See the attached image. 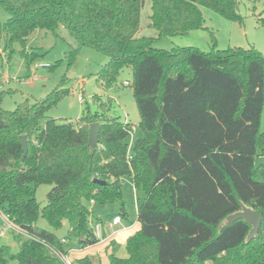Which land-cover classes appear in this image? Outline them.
Masks as SVG:
<instances>
[{
  "label": "trees",
  "instance_id": "trees-1",
  "mask_svg": "<svg viewBox=\"0 0 264 264\" xmlns=\"http://www.w3.org/2000/svg\"><path fill=\"white\" fill-rule=\"evenodd\" d=\"M0 6L8 15L0 21L4 51L10 56L20 43L27 67L40 55L26 51L28 36L62 27L77 45L67 52L70 62L83 46L107 56L97 72L105 88L130 68L126 85L142 131L130 149L132 126L109 115V100L96 95L97 108L86 105L76 122L48 118L69 92L62 80L33 103L13 110L0 104V210L31 235L13 232L16 250L0 244V264H63L46 244L66 253L71 238L80 247L96 243L85 202L121 199L125 176L143 192L138 228L126 238L127 255H110L108 264H264V161L256 163L264 158V54L215 43L209 51L154 46L160 37L202 27L200 6L241 23L237 0H152L156 37L136 36L143 0H0ZM92 122L99 124L94 147ZM42 184L51 187L40 206L35 192ZM243 207L261 216L254 235L249 223L230 219ZM40 217L55 230L67 225L66 233L38 228Z\"/></svg>",
  "mask_w": 264,
  "mask_h": 264
},
{
  "label": "rangeland",
  "instance_id": "rangeland-1",
  "mask_svg": "<svg viewBox=\"0 0 264 264\" xmlns=\"http://www.w3.org/2000/svg\"><path fill=\"white\" fill-rule=\"evenodd\" d=\"M151 2L152 0H143L136 36H157L156 30L149 26ZM237 2V12L242 16L241 23L231 21L210 8L200 6L203 16L202 27L192 29L184 35L160 37L154 46L166 50L175 46H192L202 51H209L215 43L219 49L254 46L264 54V24L260 23V18L264 16V0H237ZM7 17V13L0 6V21L4 22ZM4 45V36L0 34V94H2L0 104L3 109L13 110L26 101L33 103L46 96L62 80L61 87L69 92L46 112L48 118H54L58 123L76 122L84 113L86 105L91 111L97 108L93 102V97L96 95L107 105L109 100V115L125 120L132 126V131L127 138L130 149L132 142L142 135L132 91L130 86L125 84V82H131L130 68L122 69L116 82L105 88L97 80V72L107 62V56L91 47L83 46L80 47L75 60L70 62L67 52L77 45L74 38L62 27L55 32L36 29L28 36L25 44L26 51L40 54L29 67L25 65L20 55L22 49L20 43H13L14 52L10 56L4 51ZM48 65L52 67L49 68ZM79 96L82 99H79ZM44 122L45 119L42 118L39 122L40 126L44 125ZM259 128L260 131H264V103ZM261 161H264V158L256 159V163ZM50 187L48 184L37 187L35 195L40 206L46 203V193ZM142 199L141 189H135L131 177L125 176L122 178L121 199L104 203L85 202L87 208L92 211L89 224L93 221L92 215L95 217L94 222H98L101 226L112 220L114 215L123 214V209L125 217L122 218L136 224L133 229L135 232L138 228L137 207ZM37 226L40 229L51 230L59 236L67 231V225L59 230L52 229L41 217L37 221ZM100 241L80 247L77 239L71 238L69 245L67 244L66 256L72 264H84L82 261L87 259L89 254L101 253L102 249L98 248ZM0 244L8 245L12 250H16L17 244L13 232L6 230L0 236ZM124 254L127 255L126 249Z\"/></svg>",
  "mask_w": 264,
  "mask_h": 264
},
{
  "label": "crops",
  "instance_id": "crops-1",
  "mask_svg": "<svg viewBox=\"0 0 264 264\" xmlns=\"http://www.w3.org/2000/svg\"><path fill=\"white\" fill-rule=\"evenodd\" d=\"M122 212L123 214L121 215L113 216V218L116 216L121 217L120 223L118 224H111V221L113 220L112 218V220L100 226L98 222L96 221L94 222V218H95L94 215L91 216L93 217L92 218L93 221L90 224V226L92 229H94L95 225H98V233H99L98 240H101L98 248L102 249L101 253L97 255L89 254V257H87V259L91 264H108V259L110 255L125 257V254H124L125 241H126V238L132 234L133 229L136 227V224L134 225L128 222L127 220H124L122 218V217H125L124 211ZM60 236H63V235H60ZM66 242L69 245L70 239L66 240Z\"/></svg>",
  "mask_w": 264,
  "mask_h": 264
},
{
  "label": "water",
  "instance_id": "water-1",
  "mask_svg": "<svg viewBox=\"0 0 264 264\" xmlns=\"http://www.w3.org/2000/svg\"><path fill=\"white\" fill-rule=\"evenodd\" d=\"M99 124L97 122H92L89 124V136L88 145L94 147L98 142ZM21 143L23 148V153L27 151L26 137L22 135ZM94 182L103 184L104 182L98 179H94ZM230 219H243L245 222L251 225L250 235H254L261 224V216L258 211L243 207L242 210L232 214Z\"/></svg>",
  "mask_w": 264,
  "mask_h": 264
},
{
  "label": "built area",
  "instance_id": "built-area-1",
  "mask_svg": "<svg viewBox=\"0 0 264 264\" xmlns=\"http://www.w3.org/2000/svg\"><path fill=\"white\" fill-rule=\"evenodd\" d=\"M125 84H127V82H125ZM79 99H82L81 96H79ZM132 131V130H131ZM90 203H93V201L91 200ZM121 217L120 216H116L113 218V220L111 221V224H118L120 223ZM0 221H1V226H0V236H2L6 230H10L14 233L17 234H21L23 236H28L31 237V235L26 232L25 230H23L22 228H20L18 225H16L9 217L8 215H6L4 212H2L0 210ZM94 233L96 235V237L98 238L99 233H98V225H95L94 227ZM48 249L51 251L52 254H54L56 257H58L61 262L63 264H72L71 261L67 258L66 253L58 250L57 248L51 246V245H47ZM211 264V263H208Z\"/></svg>",
  "mask_w": 264,
  "mask_h": 264
}]
</instances>
